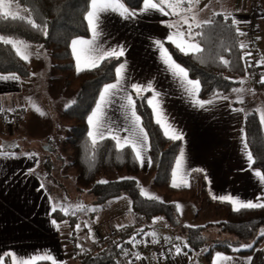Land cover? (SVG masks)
Here are the masks:
<instances>
[{"label":"trees","instance_id":"trees-1","mask_svg":"<svg viewBox=\"0 0 264 264\" xmlns=\"http://www.w3.org/2000/svg\"><path fill=\"white\" fill-rule=\"evenodd\" d=\"M14 3L27 8L28 13L38 24L46 26L47 35L42 30L32 29L26 22L11 20L0 21V35L23 40L49 50L54 67L64 77L66 86L75 91V103H71L62 114V120L69 131L64 145L68 146L71 152V161L63 160L67 161L75 172V175L69 176L75 181L73 184L75 190L85 192L89 204L100 208L112 204L122 196H129L136 214L137 223L116 229L109 236L93 242L90 247L81 248L75 244L68 252L69 264H121L124 251H127L135 260L137 256L146 259L151 253L162 254L163 252L149 248L147 255L144 254L142 257V252L139 251V246L148 248L151 241L146 240V234L153 221L159 217L163 218L162 221L167 226L181 234L184 240L182 251L196 252L205 244L210 245L204 256L205 264H213L214 256L218 252L249 255L252 257L251 264H264V247L259 243V240L264 238L259 235V232L264 229V209L233 211L229 202L217 201L210 197L206 182L202 183L200 191L194 185L187 188L172 187V172L182 141H172L164 135L146 99L134 96L136 111L141 116L142 124L149 136L151 165L148 173L153 178L154 186L167 195L184 194L197 201L200 195L204 196L208 204L215 208L219 219L217 223H208L204 226L184 225L180 221L175 202L162 200L163 203H160L142 197L139 193L142 184L137 179L141 173V167L130 146L120 149L114 140L106 138L98 141L97 146L93 148L91 138L88 136L87 117L95 108L104 85L115 80V67L122 63L123 57L119 60L111 59L104 62L97 69H85L77 73L70 44L72 39L90 35L84 19L88 0H14ZM126 3L135 10L142 7V0H126ZM187 6L185 4V7ZM214 14L210 19L215 22L214 24L193 29L194 32L204 33L203 36L197 37L204 49L203 53L198 54L199 58L184 55L168 42L166 45L170 54L189 71L191 78L201 82L200 97L204 100L214 99L217 94L229 93L240 86L239 77L248 74L259 78L257 86H263L264 83H261L260 78L264 74V65L261 63L253 70L248 60L250 49L240 47L241 43L249 41L247 34L244 33L243 36L237 34V28L242 30L238 23L235 25L231 23L232 19H235L234 16H229V19L225 20L224 15ZM221 56L229 61L227 66L220 62ZM259 57L261 58L260 53ZM0 73H15L26 79L31 76L32 70L30 64L21 60L11 46L0 44ZM142 95L149 98L148 92ZM245 131L256 161L253 167L264 172V128L257 111L246 114ZM11 144L15 145V143ZM56 158L60 163V157ZM48 159L47 162L50 161ZM50 176L54 184L57 182L63 191L67 189L66 185L58 181L52 173ZM123 177L133 179H122ZM100 180H106L108 183L99 184ZM54 216L68 220L70 226L73 222L76 224V221L80 220L77 209L68 214L56 209ZM215 225L219 227V231L216 230L219 234L213 237L210 233ZM225 233L230 236H223ZM151 243L159 247L156 242ZM246 244H251L252 247L241 248V245ZM166 247L172 250L176 246L167 245ZM37 264L51 263L43 261Z\"/></svg>","mask_w":264,"mask_h":264},{"label":"crops","instance_id":"crops-1","mask_svg":"<svg viewBox=\"0 0 264 264\" xmlns=\"http://www.w3.org/2000/svg\"><path fill=\"white\" fill-rule=\"evenodd\" d=\"M216 3L218 8L209 6L201 8L193 4L197 19L205 21L210 20L214 13H228L226 4L218 0ZM213 9H218L220 12H215ZM258 13L260 14L259 20L262 18L264 20V12L259 11ZM248 16L249 14L234 17L243 20ZM178 19L179 17L164 16L155 11L128 20L123 19L116 12H107L102 15V35L97 39V44L103 49L116 48L118 45L125 46L122 63L126 64V72L121 89L117 90L103 105L101 131L111 128L112 132L120 137L130 136L131 133L125 131L131 127V121L129 112L124 107L126 103L124 98L131 94L135 100L136 94L131 89V84L146 86L151 82L156 92L159 93L164 119L184 137L181 140L180 150V153H184L182 165L177 169L175 163L173 168V171L177 173L175 177L177 188L191 187L194 182L196 185L206 182L210 197H217L214 199L217 201H222L219 197L228 196L244 202L264 197V184L259 182L253 172V169H260L254 168L253 165L252 169L249 168L243 150L242 137L247 140L245 116L249 111L244 109L243 105L238 102L239 100L232 99L229 93L219 95L228 97L227 100L215 97L211 99L212 104L205 105L204 108L198 107L185 91L181 80L168 72L161 62L160 53L153 41L161 40L167 47V36L173 31L167 27V24ZM241 25L244 26V24ZM80 38L91 39V34ZM29 45L31 46L29 50L34 52L31 58L39 60L35 64L33 74L26 79L18 75L19 80H0V109H2L0 111L2 146L0 153H3L0 155V254L15 253L18 258L24 259L50 254L58 264H69L68 252L75 246L73 242L70 243L73 240L72 231L67 220L58 219L52 211L53 208L58 209L52 195V184H54L50 176L52 161L49 159L50 161L47 162L46 155L41 156L40 152L34 149L41 143L36 144L35 139L31 141L28 130L32 129V126L30 127L23 119V111H26L23 93L27 86L33 84L38 74L44 75L41 72L43 67L49 71L46 83L49 79H56L63 86L65 90L63 100L75 98V93L73 89L66 86L64 77L60 73H55L52 57L47 55V51L41 46ZM28 63L32 70V62L29 60ZM81 68L87 69L88 66L82 63ZM10 74L13 73H0L5 76ZM114 82L115 80L110 83ZM148 93L150 98L153 93ZM198 98L202 99L200 91ZM72 102L70 101L69 105ZM66 103L61 105L57 103L59 126L61 127L64 124L62 114ZM237 109H243V111H237ZM8 110H18L22 113L20 122L12 124L7 121L3 113ZM54 126L53 134L59 129L57 125ZM105 136L111 138L107 132ZM24 138L26 142H21ZM50 142L52 141L48 139L42 143L46 145L45 148L49 147L48 149L56 151L57 146H52ZM11 143L15 145L10 148ZM25 144L29 146L23 147L22 145ZM249 150L251 151L250 147ZM144 157L146 161H151L149 139ZM150 165L151 163L147 162L143 166L140 164L141 171L144 168L148 172ZM194 169L203 171H193ZM173 179L172 175V182ZM183 181L187 184L185 185ZM132 216L136 218L134 212ZM53 220L56 221L58 228L53 225ZM138 221L142 222L141 219ZM218 253L232 258L227 264H249V258L250 264L252 262V257L249 255ZM218 253L213 261L215 260L216 264H225V261L217 259ZM175 254V249L166 255L151 253L146 259L140 258L135 261L127 260L128 256H126L122 257L121 264H192L191 261L178 262L179 258L188 259L191 253L182 251L180 257ZM43 261L46 260H37L35 264ZM4 263L11 264L10 258H5Z\"/></svg>","mask_w":264,"mask_h":264},{"label":"snow or ice","instance_id":"snow-or-ice-1","mask_svg":"<svg viewBox=\"0 0 264 264\" xmlns=\"http://www.w3.org/2000/svg\"><path fill=\"white\" fill-rule=\"evenodd\" d=\"M199 3V0H142V7L138 10L130 8L126 4V0H88V7L84 14V19L87 22L88 30L91 34V39L84 38H75L71 40L70 48L72 52V56L76 63L77 73L83 71L85 69L81 68V64L84 63L88 66L87 70H94L101 66L102 63L108 62L111 59L119 60L121 57L125 56V46L118 45L116 48H108L103 49L97 44V39L102 35V15L107 12H116L123 19L128 20L139 15H144L149 12H159L164 16H175L179 17V19L175 22H170L167 24L169 29H173L172 32L167 36V41L174 45L175 48L183 53L186 56H196L199 58L198 54L204 52V49L201 47L200 42L197 40V37H201L204 33L194 32L195 29H200L206 25H212L215 22L213 20H205L199 21L197 19V15L194 12L193 4ZM185 4L188 6L185 7ZM14 0H0V21H20L26 22L32 29L42 30L45 35H47L46 26H41L38 24L31 16V14L23 15L18 10L19 5L15 6L14 10ZM207 7V6H205ZM24 13H28V9H23ZM191 14V15H189ZM214 15H224L222 13H215ZM230 14L224 15V19H229ZM231 23L235 25L237 21L232 19ZM186 26V28H185ZM238 35H245L239 28L236 29ZM154 46L157 48L160 53L161 62L165 65L166 70L170 72L173 76L181 80L185 87V91L193 98V103L200 108H204L205 105H210L213 103L212 100H202L198 98V94L201 88V82L198 80L191 79L189 76V71L183 67L180 63H178L173 56L170 54L169 49L165 47V44L161 40H154ZM0 44L11 46V49L14 50L15 54L25 62L30 60V57L33 53L29 50L30 45L23 40L11 38L6 35H0ZM241 49L245 47L243 43L240 45ZM38 55V53H37ZM250 55V53L248 54ZM220 62L227 66L229 61L224 59L223 56L220 57ZM264 63V61H262ZM126 72V64L120 63L117 67H115V82L105 84L103 89L99 94V99L95 103V108L92 110L91 114L87 117V122L89 124L88 136L91 138V143L93 148L97 146L98 141H103L106 139L105 132L108 133V136L111 137L112 140L116 142V146L120 149H123L125 146H130L132 152L135 154V158L141 166H143L146 162L151 163V161H146L144 157V151L148 146V133L145 131L142 126L141 116L137 114L136 111V101L133 99L131 94L125 96V105L124 107L129 112V119L131 121V127L126 129L131 133L130 136L120 137L114 134L111 128L105 129L101 131L103 128V105L107 103L108 99L113 96L117 90L121 89L122 82L125 79ZM20 77L15 73L10 75H0V80H19ZM243 83V81H241ZM261 83H264V79L261 80ZM133 92L136 96L144 98L147 100V104L152 108L153 115L156 118V123L160 125L163 129L164 135L172 140L179 141L184 137L183 135L176 130L171 124H168L164 119V113L161 108V102L159 100V93L156 92L153 84L149 82L146 86L139 84H131L130 85ZM235 92H240L242 89H233ZM145 92H152L153 95L148 98L144 97L142 94ZM217 98L227 100L226 96H219L217 94ZM239 103H243V100H239ZM72 103H75L73 101ZM39 111V109H36ZM2 111V109H0ZM237 111H243V109H237ZM260 112V123L264 125V110H258ZM41 115H44L43 112H40ZM243 142V150L246 154L247 161L249 164V168L252 169V165L255 164L254 154L249 150V142L242 137ZM2 147V146H0ZM3 155V153H0ZM11 155V154H9ZM184 153H180V157L176 160V168L179 169L183 162ZM193 171H203L202 169H194ZM254 175L259 179L261 184H264V172L261 170H254ZM176 171L174 170L172 175L174 177L172 182V187H177V183L175 180ZM122 179H133L131 177H123ZM207 179V177H205ZM99 184H107L108 181L100 180ZM186 185L187 182L183 181ZM43 187V185H42ZM139 187V185H138ZM139 193L142 197H145L150 201H159L163 203L160 197L151 194L145 188L140 187ZM213 199H217V197H213ZM222 201H228L232 207L233 211L239 212L242 209H264V197H257L255 201H240L239 199H235L233 197H219ZM177 211H180L182 206L180 204L175 205ZM76 209L79 211H84L83 205H77ZM68 214V210L65 208L61 209ZM52 211H56L55 208ZM91 211H95V209H91ZM157 220H163L162 217L156 218L153 223H156ZM54 226L56 221H52ZM123 227V226H120ZM80 225H76V229L78 230ZM154 237L156 233H152ZM260 237H264V229H262L259 233ZM177 240L180 238L177 237ZM187 247V245H184ZM251 244L241 245V248H250ZM235 251H239L240 249H234ZM175 252L180 254L182 252L181 247L176 246ZM5 258H10L11 264H35L37 260H46L50 261L51 264H58L57 260L51 256L50 254H44L38 257H32L29 259L18 258L15 253H2L0 254V264H4ZM136 259H140L139 256ZM217 259H221L225 261L227 264L232 258L223 256L222 254H217ZM213 264H216V261H213ZM250 264V258H249Z\"/></svg>","mask_w":264,"mask_h":264},{"label":"rangeland","instance_id":"rangeland-1","mask_svg":"<svg viewBox=\"0 0 264 264\" xmlns=\"http://www.w3.org/2000/svg\"><path fill=\"white\" fill-rule=\"evenodd\" d=\"M227 5L226 14H233L236 15H247L251 14L255 11H263L264 12V0H218ZM217 0H199V3H194L195 7H205L209 6L211 8H218L217 7ZM18 4L13 5L14 10L15 6ZM24 7L19 5V11L21 14H29L23 12ZM215 12H220L218 9H213ZM204 13V12H203ZM235 13V14H234ZM236 21L241 22L247 20V18H235ZM246 26V24H244ZM259 31L257 32L255 47L258 48L259 53L264 61V20L263 18L258 22ZM263 40V41H262ZM262 41V42H261ZM29 44V43H28ZM33 46V44H32ZM31 47V46H30ZM35 47V46H34ZM47 51V55L51 58V53L49 50L44 48ZM31 52L33 50H30ZM34 53V52H32ZM43 59H47L44 56L39 55ZM30 61L32 62V74L35 69V64L39 60L32 59L30 57ZM53 63V62H52ZM264 64V63H263ZM55 73H59V71L54 68ZM44 73L38 74L37 77L34 79L33 84L31 86H27L24 89V100L26 111L24 113V120L32 129H29L28 132L32 139H35L37 143H41L34 148L36 151H39L41 156L46 155V158L50 157L49 159L52 161L51 164V171L54 177L57 178L58 181L64 183L67 187L66 190H62V187H59L57 182L52 184V195L54 196V200L56 202L58 210L65 208L69 212L76 210L77 205H83L84 211H79L80 220L76 221V224L69 225V228H72L71 235L73 236V240L70 241L74 244H77L81 248H87L92 246L93 242L103 239L115 231V228L119 229L121 225L124 224H131L137 223L135 216L133 214L132 208V200L129 196H122L115 200L112 204L106 205L104 207L93 206L89 204V199L85 192L76 191L74 187L75 181L70 178V175H75L74 170L70 167L67 161H71V152L68 146L64 145L65 137L68 134V130L66 129V124H62L59 126V115H58V105H61L64 102L65 109L68 107L70 101H74V98H70L67 100H63L65 96V90H63V86L61 83L56 79H49V82L46 83V77L49 75V71L45 70L44 67L41 70ZM261 80L264 79V74L260 78ZM239 80L243 81L240 86L236 87L235 89L239 88L242 89L240 92H235L231 90L229 92V96L234 100H243L241 103L244 109H247L249 112L257 111L260 115L258 110H264V84L263 86H257V79L248 74L243 77H239ZM75 93V91H74ZM62 99V100H61ZM66 99V98H65ZM61 100V101H60ZM36 109H39L37 111ZM40 112H43L44 115H41ZM22 117V113L20 115V120ZM18 119V121H19ZM15 122L14 124L18 123ZM63 121V120H62ZM20 122V121H19ZM64 123V122H63ZM54 125L58 126V130L55 134H53V130L55 128ZM264 128V125H263ZM12 129V126H11ZM50 139L52 142V146L55 147L57 150L52 151L45 148L44 142L45 140ZM21 142H26L25 138L22 139ZM64 145V146H63ZM1 146V142H0ZM29 146V144L22 145ZM36 146V145H34ZM14 147L11 144L10 148ZM9 148V147H8ZM51 155V156H48ZM60 157L58 162L59 166L57 165L58 158ZM48 159V160H49ZM67 161H64V160ZM60 167V168H56ZM65 176H67L65 178ZM137 179L142 184V187L145 188L151 194H154L160 197L161 200H166L169 202H175L176 204H180L182 206L181 210L179 211L180 221L184 225L189 226H204L208 223H217L218 216L215 212V208L213 205H209L206 201L205 197L200 195L198 201L191 198L188 195L178 194V195H167L157 189L153 184L152 176L145 171L143 168L141 173L137 176ZM195 188L200 191L201 185H196L194 182ZM58 192V193H57ZM60 194V195H59ZM73 209V210H72ZM91 209H95V211H91ZM64 212V211H63ZM60 213V212H59ZM68 221V220H67ZM73 225V226H72ZM76 225H80V228L77 230ZM215 230V231H214ZM214 230L210 233L213 237L216 234H219V227L215 225ZM152 233H156L154 237L151 235ZM260 233V232H259ZM223 236L229 237L230 235L225 233ZM179 237L180 239L177 240L176 238ZM149 239L151 242H156L159 248H164L168 245H175L179 246L182 249V242H184L183 237L179 232L175 229L167 226V224L162 220H157L156 223H152L151 227L148 229L146 234V240ZM261 246L264 247V238L259 240ZM135 246H137L135 244ZM210 245L205 244L201 249L196 252H191L188 259L183 260L179 258V263H187L192 262V264H205V253L208 251ZM175 248L172 249V252ZM136 250V248H135ZM140 251V249H139ZM171 251V250H170ZM166 252H163L161 255H166ZM180 254H175V256H179ZM128 256L127 260H133L131 255L127 252H123V258Z\"/></svg>","mask_w":264,"mask_h":264},{"label":"built area","instance_id":"built-area-1","mask_svg":"<svg viewBox=\"0 0 264 264\" xmlns=\"http://www.w3.org/2000/svg\"><path fill=\"white\" fill-rule=\"evenodd\" d=\"M258 12L259 11H255V12L251 13L247 17V20L244 21L245 23H242L243 21H241L240 23L237 21V23L241 27V30L243 31V33L247 34V36L249 38V41L246 43L244 42L243 44L245 45L244 48L250 49V55H248V60H249V66L253 70H255L262 63V60L259 57V51L254 47V42L256 39L255 37H256L257 32H258V22L260 19V14ZM241 24H246V26H242ZM256 79L259 80V78H256ZM3 114H4L5 118L7 119V121H9L12 124L17 122L18 119L20 118V115H21V113L18 110H12V111L8 110V111H5ZM139 248H140V251L142 252V257H144V254L147 255L149 248H153L157 252H168L171 249L169 247L163 248L164 250L160 249L159 247H157V245H155L151 242L148 245L147 249H144L143 245L139 246Z\"/></svg>","mask_w":264,"mask_h":264},{"label":"water","instance_id":"water-1","mask_svg":"<svg viewBox=\"0 0 264 264\" xmlns=\"http://www.w3.org/2000/svg\"><path fill=\"white\" fill-rule=\"evenodd\" d=\"M74 264H81V263H74Z\"/></svg>","mask_w":264,"mask_h":264}]
</instances>
